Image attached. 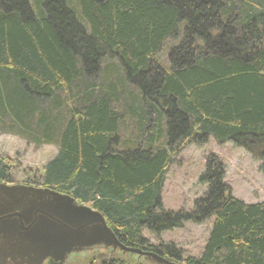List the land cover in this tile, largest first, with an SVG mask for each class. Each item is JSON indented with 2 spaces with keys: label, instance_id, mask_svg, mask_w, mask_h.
Here are the masks:
<instances>
[{
  "label": "trees",
  "instance_id": "trees-1",
  "mask_svg": "<svg viewBox=\"0 0 264 264\" xmlns=\"http://www.w3.org/2000/svg\"><path fill=\"white\" fill-rule=\"evenodd\" d=\"M0 132L55 145L21 183L89 204L122 244L184 264H264V199L234 196L216 155L191 209L161 202L189 143L229 141L264 171V0H0ZM18 166L0 154V182L16 183ZM206 220L198 256L143 235ZM96 262L144 264L108 253Z\"/></svg>",
  "mask_w": 264,
  "mask_h": 264
},
{
  "label": "rangeland",
  "instance_id": "rangeland-1",
  "mask_svg": "<svg viewBox=\"0 0 264 264\" xmlns=\"http://www.w3.org/2000/svg\"><path fill=\"white\" fill-rule=\"evenodd\" d=\"M29 2L33 7L36 5V0H29ZM69 3L78 4V0H69ZM77 8L78 5H76ZM175 42L176 40L169 39L163 44L157 56L163 64L167 63L170 45ZM111 61L118 67L115 59ZM132 129L134 130L133 127ZM56 152L55 145L34 146L19 136L0 132V154L8 156L16 164H19L15 176L18 183L26 180L29 169L42 171L44 164L52 159ZM211 154L216 155L222 161L225 171L223 181L230 186L234 196L247 203L259 202L264 199V171L261 168L263 161L254 158L248 151L229 141L219 144L212 137H209L207 141L201 144L189 143L185 145L171 159L161 191V202L164 209L178 210L183 208L189 210L193 207L194 199L201 196L207 189V184L200 182L199 176L204 170L206 158ZM210 229L211 220L201 223L188 221L182 227L164 230L158 235L144 229L143 235L151 244L172 242L181 248L185 255L198 256ZM107 253L145 264L142 257L138 258L135 255L121 252L109 253L103 250L73 254L69 257L68 264H87L89 259H95L99 255Z\"/></svg>",
  "mask_w": 264,
  "mask_h": 264
},
{
  "label": "water",
  "instance_id": "water-1",
  "mask_svg": "<svg viewBox=\"0 0 264 264\" xmlns=\"http://www.w3.org/2000/svg\"><path fill=\"white\" fill-rule=\"evenodd\" d=\"M142 257L149 264H184L122 244L104 215L55 189L0 182V264H68L89 251Z\"/></svg>",
  "mask_w": 264,
  "mask_h": 264
},
{
  "label": "flooded vegetation",
  "instance_id": "flooded-vegetation-1",
  "mask_svg": "<svg viewBox=\"0 0 264 264\" xmlns=\"http://www.w3.org/2000/svg\"><path fill=\"white\" fill-rule=\"evenodd\" d=\"M11 184V183H10Z\"/></svg>",
  "mask_w": 264,
  "mask_h": 264
}]
</instances>
